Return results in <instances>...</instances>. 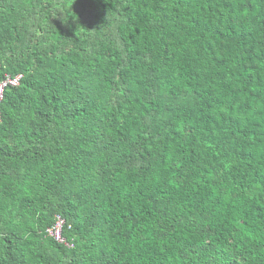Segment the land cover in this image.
I'll return each mask as SVG.
<instances>
[{
    "label": "trees",
    "instance_id": "16d2710c",
    "mask_svg": "<svg viewBox=\"0 0 264 264\" xmlns=\"http://www.w3.org/2000/svg\"><path fill=\"white\" fill-rule=\"evenodd\" d=\"M20 75L0 264H264V0H0Z\"/></svg>",
    "mask_w": 264,
    "mask_h": 264
},
{
    "label": "built area",
    "instance_id": "2783aa9c",
    "mask_svg": "<svg viewBox=\"0 0 264 264\" xmlns=\"http://www.w3.org/2000/svg\"><path fill=\"white\" fill-rule=\"evenodd\" d=\"M22 80H23V75L17 76L15 78L8 76L7 80H5L0 84V106H2L5 100L7 88L9 86H15V87L20 86ZM1 123H3L2 113H0V124ZM65 226H66L65 219L61 216H57L54 226H52L47 230V234L49 237L53 238L56 242L60 244H64L68 248H72L73 244L68 242L63 235Z\"/></svg>",
    "mask_w": 264,
    "mask_h": 264
}]
</instances>
